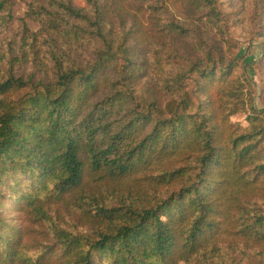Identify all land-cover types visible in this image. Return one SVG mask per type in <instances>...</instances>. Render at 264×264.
<instances>
[{"label":"trees","instance_id":"1","mask_svg":"<svg viewBox=\"0 0 264 264\" xmlns=\"http://www.w3.org/2000/svg\"><path fill=\"white\" fill-rule=\"evenodd\" d=\"M216 3L32 0L0 45V208L49 232L1 212L0 264H264V128L233 120Z\"/></svg>","mask_w":264,"mask_h":264},{"label":"rangeland","instance_id":"2","mask_svg":"<svg viewBox=\"0 0 264 264\" xmlns=\"http://www.w3.org/2000/svg\"><path fill=\"white\" fill-rule=\"evenodd\" d=\"M14 2L12 15L17 20L7 28L0 29V45L7 53H10L12 45L15 47L22 19H26L33 31L39 30L41 26L40 21L27 17L32 0H14ZM76 3L85 6V0H76ZM215 7L222 16L223 34L215 30L214 34L209 31L207 36L218 38L226 57L238 58L237 76L246 84L244 101L247 104V112L238 113L233 120L244 126L252 123L258 129L264 128V0H217ZM34 8L37 9V4ZM91 50H95V47ZM214 56L217 58L216 55ZM30 66L26 68L28 73L33 70ZM252 107L257 111L253 112ZM249 116H252V119ZM3 194L10 195L7 190ZM4 206V210L0 208V213L3 212L8 224L25 233L27 243L35 242L37 245V240L42 241L47 236L49 227L44 226L43 223L34 225L24 212L17 210L9 201H6ZM53 209L57 208L53 206ZM52 215H55L54 210ZM49 239L51 240V237Z\"/></svg>","mask_w":264,"mask_h":264}]
</instances>
